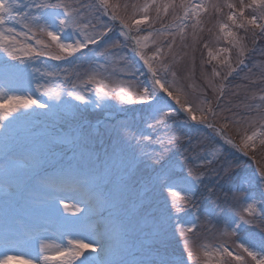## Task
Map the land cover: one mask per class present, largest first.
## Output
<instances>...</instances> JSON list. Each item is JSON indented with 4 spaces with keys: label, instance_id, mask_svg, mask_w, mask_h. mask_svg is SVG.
<instances>
[{
    "label": "snow or ice",
    "instance_id": "6c2138e0",
    "mask_svg": "<svg viewBox=\"0 0 264 264\" xmlns=\"http://www.w3.org/2000/svg\"><path fill=\"white\" fill-rule=\"evenodd\" d=\"M128 7L122 14L110 0H0V264H264V235L258 241L250 235L253 227L264 233V158L256 156L264 148V89L251 96L259 103H224L227 82L248 67L239 31L250 32L253 43L264 36V0H145L132 4L131 14ZM209 8L223 15L215 40L227 46L203 43L205 87L194 100L178 83L176 41H186L191 29L194 73L198 30ZM213 61L206 72L205 63ZM77 62L88 69L72 74L60 67ZM183 72L189 79L187 67ZM73 75L79 82L68 87ZM128 105L139 106L145 127L164 135L153 140L134 120L117 119ZM89 108L104 113L110 150L95 151L85 135ZM173 127L193 129L200 138L181 143L180 135L167 134ZM153 143L160 150L146 152ZM229 149L251 154L256 170L244 172L238 157L228 158ZM209 175L215 183L205 197L201 186ZM226 185L228 211L222 207V221L213 224L214 210H201L198 201H220L217 191ZM100 203L108 215L94 219ZM137 209L151 212L142 216ZM202 217L212 225L206 230L232 245L224 239L195 244ZM49 226L64 229L66 242H50ZM170 241L183 245L186 258L154 256L155 244Z\"/></svg>",
    "mask_w": 264,
    "mask_h": 264
},
{
    "label": "rangeland",
    "instance_id": "374dc122",
    "mask_svg": "<svg viewBox=\"0 0 264 264\" xmlns=\"http://www.w3.org/2000/svg\"><path fill=\"white\" fill-rule=\"evenodd\" d=\"M84 3H91L92 0H83ZM145 0H110V3L118 4L120 5V11L122 14H124L123 5L128 4L129 7L127 9V14H131L133 11H135L131 5L132 4H143ZM178 2V0H177ZM233 3H239V0H232ZM247 3L248 0H245ZM206 3L213 4V3H223V0H206ZM228 10L225 8L223 9V13H226ZM150 15L152 17H155L157 15L155 9H152L150 11ZM106 17H101V21H105ZM204 24L202 25L203 31L200 32L198 30L199 40L196 44V50H195V70L194 73L191 71V54H192V38H191V29H188V37L186 41L181 42L179 37H177V63L179 67L182 69L181 71V79L178 81V83L184 87L187 88L189 91L191 98L194 100L200 95V90L205 87L203 82V77L201 76V64L200 61L203 59L205 62H207V49L203 47L204 42H208L210 47L216 48V47H225L227 45L224 44L223 40L219 43L215 40V35L218 33V28L216 27V21L219 19H223V15H217L215 11L211 8H209V14L205 15L203 17ZM171 20V14H169L165 20L164 23H167ZM162 21L157 20L154 27L159 28ZM209 29H212V32H209ZM239 34L242 37H246L245 43L247 45L248 51L245 53V62L248 65L247 68H245L243 71H241L238 75L230 78V81L227 82V87L225 89L226 96L224 99V103H227L228 101H231L234 105H240L244 103H259V100L253 101L251 99V96L253 93L257 95V97L260 95V89H264V82L261 81V73H264V36H258L255 43H253L251 33L245 34L242 30L239 31ZM42 38V37H41ZM183 43H186L188 45L187 48L183 47ZM189 53V56H185L184 53ZM130 55V53H129ZM237 56L235 50H232L231 52V61L233 65L235 66ZM49 64H56L59 62L55 61H45ZM215 64V61L212 62V64L205 63L204 70L206 72H211L212 65ZM61 68H68L69 72L74 74L77 71L83 73L88 69L87 63H84L83 66H80V63L77 62V67L73 68L70 65L66 64H60ZM187 67L189 70V79H183L184 72L183 69ZM249 69H251V72H249ZM247 77V79H245ZM71 82H79L75 79V76L73 75L71 78L70 83L68 84V87L71 86ZM215 83L219 85L220 81L216 80ZM190 86V87H189ZM208 98L213 99V93L211 90L208 91ZM113 102L115 100L113 99ZM213 103L215 101L213 100ZM130 109L129 112L120 114L117 116V119H127L129 121H135L136 127L141 128L144 130L145 134H148L152 137L153 140L157 136L164 135L163 131H153L152 129H148L144 125V113L143 110L139 106H133L128 105L126 106ZM237 110V109H234ZM224 115H230V113H224ZM84 120L87 123V125L84 128V133L87 136H90L92 138V144L94 146L95 151L102 153L105 149L110 150V146L112 143V139L109 135V133L105 130L103 126V120H104V113L101 111L96 110L95 108H89V110L84 114ZM97 121H100V125L97 126ZM171 124V122H169ZM204 135L207 136L210 133L207 132V130H202ZM168 135H180L182 137L181 143H183V140L187 137H192L194 143L200 138V134L197 133L193 129H189L187 127H184L182 129H178L176 127H173L170 131H167ZM230 134H234V129L230 130ZM239 142V139L237 137V143ZM153 150L159 151L160 145L153 143L149 145L148 148L145 149L146 152H152ZM175 151V150H174ZM68 155H71V153H67ZM177 158L182 159V157H179V154L176 153ZM228 158L234 159L239 158L240 168L247 173H251L256 170L258 165L253 162L251 159V154L248 157H243L240 153L235 152V150L229 149V152L227 153ZM257 159L264 158V148L259 149L256 153ZM215 159V157H213ZM218 165H213L212 167H217ZM215 183L214 177L211 175L206 176L205 178V185L201 186V193L204 194L206 197L208 195L206 191V187H212V185ZM227 190V185L225 186L224 190H218L217 195L221 197L220 201L216 200V196H213L211 199H204L198 201L200 209L203 210L205 208L214 210V217L212 218L213 224H217L218 222L222 221L223 213L221 212V208L223 207L225 211H228L227 207L223 205V196L224 191ZM251 194H253L254 199L259 201L260 200V190L253 187L251 190ZM62 195L70 196V193H62ZM68 202V201H66ZM129 208L131 209V204H129ZM137 213H139L142 216H147L148 213L151 212V209H147L144 212H141L139 209L136 210ZM103 213L105 217L108 215L107 206L103 203L94 205L93 207V218L98 219L100 214ZM70 216V214H67ZM256 224H259V221H256ZM222 226V223L220 224ZM206 229H212V225L207 224V221L201 218L200 221V229L196 233L195 236H193V240L195 244L200 243H219L221 239H224L225 242H227L229 245H232V240L229 238H221L218 233L213 230H206ZM64 231V229H59L55 226H49L47 229V235L50 238V242L55 243H64L66 240L62 239L60 236V232ZM250 235L254 236L256 240L258 241L260 239L261 235H264V233H261V230L259 227H253L251 229ZM135 241V235L131 237L130 243ZM194 244V248H195ZM234 246V245H233ZM135 251V249H133ZM184 254L186 258V253H184L183 245L177 243L176 241H170L166 246H161L160 244L154 245V256L156 258H159L160 256H164L170 260H174L176 256ZM120 257L118 256L117 259ZM128 259H131V256L127 257ZM11 264H17V262L13 261Z\"/></svg>",
    "mask_w": 264,
    "mask_h": 264
}]
</instances>
